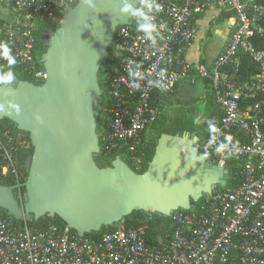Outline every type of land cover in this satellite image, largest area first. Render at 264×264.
Wrapping results in <instances>:
<instances>
[{"label":"built area","instance_id":"obj_1","mask_svg":"<svg viewBox=\"0 0 264 264\" xmlns=\"http://www.w3.org/2000/svg\"><path fill=\"white\" fill-rule=\"evenodd\" d=\"M2 1L9 15L0 16V42L8 43L16 60L11 70L42 84L46 71L35 31L41 21L56 19L54 8L60 10L63 2ZM155 2L161 5V11L152 13L155 46L136 30V19L116 31L111 47L118 66L106 78L109 128L103 133L104 153L124 147L133 163L141 165L148 133L163 113L159 100L173 97L186 80L209 79L222 115L213 118L197 149L211 156L207 159L212 163L233 162L235 183L215 188L189 212L173 213L164 240L155 246L147 239L157 220L152 211L99 239L80 237L68 227L16 225L0 215V264H264V5L257 0ZM210 8L232 11L236 28L217 58L196 65L185 52L196 39L197 16ZM242 52L259 66L248 77V72L241 73ZM137 70L138 77L132 75ZM6 71L7 60L0 56V72ZM23 138L20 130L0 127V176L12 177L15 185L23 183L14 152ZM22 189L16 190L20 199Z\"/></svg>","mask_w":264,"mask_h":264},{"label":"water","instance_id":"obj_2","mask_svg":"<svg viewBox=\"0 0 264 264\" xmlns=\"http://www.w3.org/2000/svg\"><path fill=\"white\" fill-rule=\"evenodd\" d=\"M59 26L43 36L42 84L15 77L0 88V122L30 136L28 177L0 183V212L14 219L56 218L80 237L120 229L136 212L167 219L191 211L215 188L226 189L230 170L196 152L198 137L164 133L148 169L140 173L120 155L105 165L98 133L103 113L102 71L116 31L134 18L120 0H62ZM134 8L140 0H127ZM25 189L22 199L16 190ZM158 241L164 240L162 223Z\"/></svg>","mask_w":264,"mask_h":264},{"label":"trees","instance_id":"obj_3","mask_svg":"<svg viewBox=\"0 0 264 264\" xmlns=\"http://www.w3.org/2000/svg\"><path fill=\"white\" fill-rule=\"evenodd\" d=\"M260 4L264 5V0H257ZM1 5L5 6V1L0 2ZM15 9H11V14H15ZM54 12L56 14V19H45L41 21V24L39 25L38 29L35 31V36L37 38V46L39 50V59L41 58L42 52H43V47H42V37L47 33V31H54L56 28L59 26V19L62 16V12L59 10V8H54ZM236 20V19H235ZM110 58L108 60V63L106 67L102 71V76H101V86L104 90V96H103V113L101 116V121L99 124V135L101 139V146L103 147V133L105 132L106 129L109 128V116L107 112V107H108V97H107V83H106V78L108 75L115 73V68H117L118 64L117 62L112 60V53H113V48H110ZM240 67H241V73L244 76L246 72L247 77L249 75H252L256 73L259 69V66L255 64L252 59L249 57L247 53H240ZM205 63V61H203ZM15 77L21 79V80H26V81H31L33 80L26 76L19 74L17 72H14ZM203 80V87H204V92L201 97L193 98L191 101L186 100V101H181L178 99H172V97H162L159 101L161 103V109L163 110V113L159 116L157 119L156 123L152 126L151 130L148 133V146L145 149V153L143 155V162L141 164L140 169H136L134 167L133 161L130 159L129 152L127 149L124 147H121L115 151H113L112 154L106 155L104 153V150L102 148L101 152V159L105 165L110 164V162L114 159V157L120 155L133 169L139 171L140 173L145 172L148 169V165L153 159V156L155 154V149L157 146V142L159 138L161 137L162 134L167 133L171 135H183L184 133H189L192 137L197 136L199 141L196 144V152L198 154H202L200 150L197 149V146H199V142L207 137L209 135V131L207 129V126L211 123L213 118H219L222 115V111L219 108V106L216 103L215 96H214V91L212 87V82L209 79H202ZM168 100L167 102H165ZM165 103V104H164ZM165 105H168L169 107L173 108L174 110L176 109V112L174 113L173 116H169V114L165 113ZM0 127L1 128H6V129H12L13 131H19L17 128L13 125H9L7 123H2L0 122ZM24 133V138L21 144L16 145L14 152L16 155V161H17V166L18 169L23 177L22 182L24 183L28 177V172L25 168V157L33 153V146L31 144L30 136L27 132L21 131ZM208 159L211 158V156L206 155ZM227 167L230 170L231 174V179H230V184L233 186L235 183V177L234 173L236 171L235 165L233 162H228ZM0 183L4 185H10L13 186L16 184V181L11 177L8 178H2L0 176ZM220 190H223L221 188H218ZM23 193L25 192V189L23 188ZM205 198L201 199L198 203L195 204L196 208L197 206L200 205L201 202H203ZM178 212H189V211H181L179 210ZM144 213L142 212H136L133 214V216L130 219H127L126 223L124 226L120 229L127 228L129 226H132L135 224L136 218L142 216ZM0 215L3 217H6L10 219L13 223L16 225H24L27 224L30 227L36 228V229H44L47 228L50 225H56L60 228H65L66 226L58 219L56 218H47L46 220L40 219V220H32V221H27V220H21L18 221L14 219L13 217L9 216L7 211H2L0 212ZM168 219H160L157 217L156 222L153 223L151 226V229L148 232V242L150 245L155 246L158 244V227L157 224L159 222L162 223L163 227V232H167L168 228ZM118 229H115L113 227L109 229H104L101 233L96 234H89L87 237L91 239H99L101 235L105 232H111L115 231Z\"/></svg>","mask_w":264,"mask_h":264},{"label":"crops","instance_id":"obj_4","mask_svg":"<svg viewBox=\"0 0 264 264\" xmlns=\"http://www.w3.org/2000/svg\"><path fill=\"white\" fill-rule=\"evenodd\" d=\"M2 7L3 6L0 4V16L5 17L9 15V12ZM227 12L233 17V22L229 27H226L225 24L222 23V17L226 16ZM196 26L198 29L196 39L191 47L186 50L185 56L190 62L198 65L203 63V61H205V63L213 61L224 51L236 28V22L232 11L210 8L205 13L197 16ZM214 38H216V40H214ZM203 42L205 43L201 46ZM201 51L204 53L203 56L200 55ZM200 84L203 87L202 79L186 80L180 83L172 99L186 101L194 94V98L199 97L201 94L200 90L198 91Z\"/></svg>","mask_w":264,"mask_h":264},{"label":"clouds","instance_id":"obj_5","mask_svg":"<svg viewBox=\"0 0 264 264\" xmlns=\"http://www.w3.org/2000/svg\"><path fill=\"white\" fill-rule=\"evenodd\" d=\"M122 7H120V14L122 16L129 15L131 18L136 19V30L140 33H143L145 38L151 41L152 46H155L156 39L153 33L156 31V24L153 22L154 17L152 13L161 11V5L155 2V0H140V6L134 8L127 0H120ZM0 56H3L8 63V71L0 72V88L7 87L12 84L15 80V74L11 70L12 66L16 64V60L11 53V49L7 42H0ZM139 69L140 65L136 66ZM134 76H140V72L137 70L132 73ZM154 86L161 87L159 81L153 82ZM214 130V129H213ZM219 151V149H217Z\"/></svg>","mask_w":264,"mask_h":264},{"label":"rangeland","instance_id":"obj_6","mask_svg":"<svg viewBox=\"0 0 264 264\" xmlns=\"http://www.w3.org/2000/svg\"><path fill=\"white\" fill-rule=\"evenodd\" d=\"M223 19V21H222V23H224L225 24V26L226 27H229V26H231V24H232V22H233V17L230 15V13L229 12H227L226 13V16H224V17H222ZM214 40H216V38H214ZM204 43L205 42H203L202 44H201V46H203L204 45ZM200 46V47H201ZM212 47V46H211ZM199 53H200V51H199ZM201 56H203L204 55V53H203V51H201V54H200ZM200 90V95H199V97H201L202 95H203V92H204V88L202 87V85L200 84V87H199V89H198V91ZM195 97V94L191 97V98H188L187 100H189V101H191L193 98ZM198 97V98H199ZM168 100H166L165 102H167ZM165 104V103H164ZM174 108V107H173ZM173 108H171V107H169L168 105H165V113H167V114H169V116L171 115V116H173L174 115V113L176 112V109L174 110ZM170 116V117H171ZM134 167L136 168V169H140V167H141V165H138V164H134Z\"/></svg>","mask_w":264,"mask_h":264},{"label":"flooded vegetation","instance_id":"obj_7","mask_svg":"<svg viewBox=\"0 0 264 264\" xmlns=\"http://www.w3.org/2000/svg\"><path fill=\"white\" fill-rule=\"evenodd\" d=\"M55 31V30H54ZM54 31H47V33L46 34H51L52 32H54ZM45 34V35H46ZM44 36V35H43ZM40 43H42L43 45H42V47H44V40H43V37H42V42H40Z\"/></svg>","mask_w":264,"mask_h":264}]
</instances>
